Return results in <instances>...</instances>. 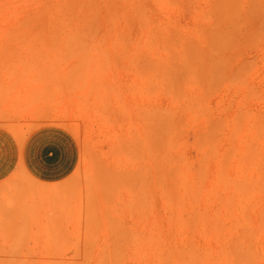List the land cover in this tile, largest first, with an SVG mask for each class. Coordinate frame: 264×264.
Returning <instances> with one entry per match:
<instances>
[{"label":"rangeland","instance_id":"1","mask_svg":"<svg viewBox=\"0 0 264 264\" xmlns=\"http://www.w3.org/2000/svg\"><path fill=\"white\" fill-rule=\"evenodd\" d=\"M0 127L79 149L0 183V264H264V0H0Z\"/></svg>","mask_w":264,"mask_h":264},{"label":"crops","instance_id":"2","mask_svg":"<svg viewBox=\"0 0 264 264\" xmlns=\"http://www.w3.org/2000/svg\"><path fill=\"white\" fill-rule=\"evenodd\" d=\"M79 149L73 136L59 128H42L18 138L0 127V183L18 171L42 184H56L76 169Z\"/></svg>","mask_w":264,"mask_h":264}]
</instances>
